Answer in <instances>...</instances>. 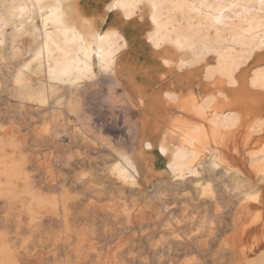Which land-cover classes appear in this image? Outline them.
<instances>
[{
  "label": "bare ground",
  "instance_id": "obj_1",
  "mask_svg": "<svg viewBox=\"0 0 264 264\" xmlns=\"http://www.w3.org/2000/svg\"><path fill=\"white\" fill-rule=\"evenodd\" d=\"M72 1L1 3L0 264H264V144L250 148L263 122L256 120L239 146L240 113L208 117L193 105L190 112L210 133L202 124L173 120L158 144L166 169L156 172L144 120L139 136L136 122L118 130L116 115L109 117L112 130L103 126L105 102L115 111L122 99L129 101L118 79L126 38L117 30L100 33L84 19L81 28L71 22ZM142 6L154 50L193 55L188 62L180 57L179 69L214 55L207 77L220 75L235 87L236 74L264 50V0H112L108 10L128 20ZM101 78L109 84L104 94ZM248 80L264 90V66ZM45 150L52 155L43 156ZM166 174L171 183L161 178ZM149 176L159 179L152 195L140 184L150 183ZM183 192L190 195L185 207L175 209L171 200ZM157 237L160 250L150 244ZM118 238L122 244L113 246ZM131 243L151 248L149 258L130 259Z\"/></svg>",
  "mask_w": 264,
  "mask_h": 264
},
{
  "label": "crops",
  "instance_id": "obj_2",
  "mask_svg": "<svg viewBox=\"0 0 264 264\" xmlns=\"http://www.w3.org/2000/svg\"><path fill=\"white\" fill-rule=\"evenodd\" d=\"M3 2L4 0H0V15L3 10L1 4ZM111 2L112 0H73L68 5V13L70 14L71 22H74L80 28L82 26L81 23H83L82 20L84 19L100 33H103L106 30H117L124 36V38H126L127 47L118 57V79L121 88L127 93L129 101L135 105V110L137 112L135 118L137 135H142V132L145 130L146 136H151L149 141L154 145V149L150 152L149 157H151L150 155L152 153H156L158 157L155 158L152 155L150 158V165L153 167V170L156 172H162L166 169L168 160L159 155L158 144L161 141L162 136L165 135L168 130H171V123L176 118L189 121L192 124H202L210 133L211 126L205 123L198 115L190 112L193 105L204 107L207 111L208 117L213 116L212 114L214 111H218L220 114L224 113L222 114L224 116H228L230 115L229 113L232 112L240 113V128L237 131L239 139L235 144L239 146L243 145L244 135L247 134L248 130L251 129V127L254 128V126L256 128V124L259 121H262L263 132L255 134L254 142L257 141L264 144V90L253 89L250 86V80H248L252 77L253 72L256 69L264 66V50L256 53L257 56L254 57L255 59L253 58V61H250V63L247 64L248 66L246 65L240 69L236 74V79L239 83L237 86L233 87L232 85H229L226 78H222L220 75H214L212 78L207 77L208 71L216 65V61L212 59L213 55L207 56L199 65H188L179 69L177 63H179L178 61L181 57L180 54L175 53L174 49L167 46L159 50H154L153 46L147 41V34L149 31L146 30L145 21L139 19L138 15L127 20L119 11H109L108 6ZM37 23H39V21ZM149 54H151V56ZM192 57V54H185L181 58L184 61H190L192 60ZM160 59L162 61L164 59H169L172 61V64L165 65L163 64L164 61L162 63ZM154 62L155 64H153ZM154 65L156 66L154 67ZM164 65L165 67H163ZM248 71L249 73H247ZM240 80L242 82H240ZM242 85H245L246 87ZM166 94L168 97H166ZM169 96L174 97L175 99L177 98V101ZM169 98L173 99L174 103H172V100ZM192 99H194V102ZM141 101L145 107L143 105L141 106ZM148 109H150V111ZM148 112L150 114H146ZM148 118L152 121L150 123V125L152 124L151 126H146ZM142 120H144L145 129H143L141 124ZM148 127H156V129H154L155 131L150 128L152 131L151 133L154 135L150 134ZM152 136L154 137L153 140ZM230 146H233V144L231 143ZM150 177L151 176H149V178ZM150 179H152L151 183H157L158 179L156 177L152 176Z\"/></svg>",
  "mask_w": 264,
  "mask_h": 264
},
{
  "label": "rangeland",
  "instance_id": "obj_3",
  "mask_svg": "<svg viewBox=\"0 0 264 264\" xmlns=\"http://www.w3.org/2000/svg\"><path fill=\"white\" fill-rule=\"evenodd\" d=\"M148 9H147V7H145V6H142V8H141V12L138 14V16H139V19H142V20H144L145 21V25H146V30L147 31H150L151 29H152V27H151V25H150V23H149V20H148ZM148 34H149V32H148ZM148 34H147V37H148ZM189 56V55H188ZM187 58V57H186ZM212 59H214L215 60V56L213 55L212 56ZM105 79L106 78H101V81H100V87H99V89H101V91H102V93L104 94V93H106L107 92V90H108V85H107V83H108V80L106 79V81H105ZM118 93H121V90L119 89L118 91H117ZM87 99H88V102H90L89 103V110H90V112L91 113H93V111H94V104H95V101H93L94 100V98H93V94H92V92H89L88 94H87ZM126 99H122V102L121 103H117V107H116V109H115V111L114 110H112V108H111V106L110 105H108L109 103H107V102H105L104 104V106H105V109L103 110V116H105V119H104V124H103V126H104V128L109 132L110 130H112V127L108 124L109 123V119L111 118V115H116L117 116V124H118V128H120V129H118V130H122L123 129V127L122 126H124L125 125V123H128V122H130V123H133V122H136L135 121V118H136V114H137V112H136V110H135V108H133L132 106H131V104H130V102L129 101H125ZM92 104V105H91ZM109 107H110V109H109ZM119 110V111H118ZM113 113V114H109V113ZM107 113H108V117L106 116L107 115ZM110 117V118H109ZM106 120V121H105ZM105 123H107V125L105 124ZM123 124V125H122ZM120 125V126H119ZM37 127H39V126H37ZM262 145V142H252L251 144H250V148H258L259 146H261ZM51 153H53V151L52 152H50V150H45V151H43V153H42V155L44 156V155H46V156H48V155H52ZM152 155H153V157H155V158H158L157 157V155H156V153H152L150 156L152 157ZM157 178V177H156ZM162 179H164V180H166V181H168L169 183H171V179H172V176L170 175V174H166V175H164V176H162L161 177ZM158 179V178H157ZM159 180V179H158ZM158 180H157V182H158ZM140 184H141V187H142V191H144L146 194H154L155 192H153V190H154V186L156 185V183H152L151 184V182L150 183H145V182H143L142 180H140ZM165 193H167V194H165ZM178 194L180 193V192H177ZM177 193H170V192H167V191H162V194L163 195H177ZM191 194H193L192 196H194V195H197V193H195L194 194V192H191ZM187 195H189V192H183V193H181L177 198H178V200L176 199L175 201H173V200H171V202L172 203H174V204H172V207H174L175 209H179V208H181V207H185V199H184V197L185 196H187ZM181 196V197H180ZM190 196V195H189ZM180 197V198H179ZM104 199H105V205H111V203L109 202V200H107V197H104ZM182 199H183V201H182ZM132 201H135V199H133ZM116 202L118 203V206H119V208L121 207V205L123 204V201L122 200H120V199H117L116 198ZM157 205V204H156ZM174 205V206H173ZM157 207H159L158 205H157ZM187 212V211H186ZM187 214H190L189 212H187ZM191 216H192V214H190ZM195 217V216H194ZM120 219H118L116 222L118 223V224H116L115 225V227H118L119 225L121 226V224H120ZM171 227H172V229L173 230H175L176 229V227H175V225L174 224H171ZM180 236H182V233H178ZM131 236H133V232H131V234H130ZM160 236H164V234L163 235H160ZM159 238L160 237H157L156 239H153V241L151 240L150 242V244H152V243H156V248H158V250H160V244H159V242H160V240H159ZM164 240V239H163ZM118 241V242H117ZM159 241V242H158ZM122 244V241L118 238V239H114V241H113V246H119V245H121ZM132 244V245H131ZM131 244H129V245H126V246H124V247H122V249L124 248V250H127V248H129L128 246H130L132 249H131V253H133L134 252V254H132L131 256H129L130 257V259H147V258H149V256L147 255V253L149 252V250L151 249H149V247H147L146 245H144V244H140V246L138 245V243H131ZM134 244V245H133ZM159 244V245H158ZM209 244V249L210 250H213V249H216V247H213L214 245H212V243H211V245H210V242L208 243ZM136 246V247H135ZM157 246H159V247H157ZM139 247V248H138ZM144 247V248H143ZM212 247V248H211ZM130 249V248H129ZM141 249V251H139ZM144 251H143V250ZM157 250V251H158ZM137 251V252H136ZM139 252V253H138ZM136 254V255H135ZM142 254H145V255H143L142 257H141V255ZM134 255V256H133ZM138 258H137V257ZM146 256H148L147 258H146ZM128 257V258H129ZM136 257V258H135ZM145 257V258H144ZM163 258V257H162ZM166 257H164L163 259H165ZM187 258H189V256L187 257ZM214 258V257H213ZM212 258V256H210L209 257V259H213ZM217 259H218V257H216ZM180 259H185V257H180Z\"/></svg>",
  "mask_w": 264,
  "mask_h": 264
}]
</instances>
